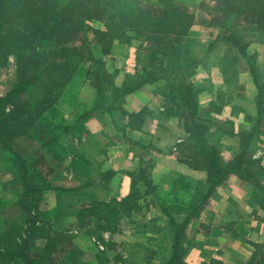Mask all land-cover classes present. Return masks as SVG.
I'll return each mask as SVG.
<instances>
[{"label": "trees", "instance_id": "16d2710c", "mask_svg": "<svg viewBox=\"0 0 264 264\" xmlns=\"http://www.w3.org/2000/svg\"><path fill=\"white\" fill-rule=\"evenodd\" d=\"M217 10L228 21L233 20L229 29L243 24L264 34V0H218ZM78 14H82L85 19H79ZM95 18L104 21V30L94 29L83 23L84 20ZM193 19L188 7L175 0H0V66L13 56L17 78L11 91L0 98V153L7 156L5 161L9 164L8 169L22 187L16 205L25 211L24 219L22 216L13 220L14 222L8 218L3 219L5 225L9 222L12 225L0 230V264H53L49 254L53 251L52 244L56 246L57 243H64L65 247H72L70 237L59 234L55 236L49 229L51 224L42 223L40 219L39 205L43 193L68 192L50 183L48 178L55 172L51 163L48 159L41 160V170L37 163L31 161V156L23 158L13 150L18 136L32 137L35 133L31 132L33 115L28 111V98L21 95L33 90L42 91V99L35 102V107L41 109L52 106L53 101L48 98L59 87L61 91L58 98L62 100L65 97V102H69L67 85L76 69L75 61L81 56L83 47L87 49L92 43L101 46L104 53L109 52L108 45L113 42L129 45L132 41H140L153 48L149 57L153 62H158L161 76L153 77L152 73H148L144 78L138 79V83L132 88L126 87L124 83L122 95L165 80L167 60H176L175 57L180 58L182 53L188 54L181 40L183 30L190 29L194 24ZM209 25L215 26L213 23ZM233 41L243 55L240 41L237 38ZM193 59L188 58V62L192 64V68H196L197 61ZM249 70L257 88L259 120L263 113L261 105L264 88L257 83L253 65H250ZM126 78L133 80L130 76ZM184 88L187 94L180 97V102L176 105L177 110L182 112L178 111L175 115L182 119L190 144L183 146L179 158L194 169L206 170L209 190L204 196L205 201L215 186L231 174L241 175L244 166L250 165V161L246 156L247 146L227 163L221 161L217 149L208 145L205 138L209 127L197 117L193 88L189 85ZM45 102L47 105H44ZM176 102L178 101L173 103ZM182 108L186 109L185 112ZM35 124L39 122L35 121ZM45 172L46 175L43 176L41 173ZM130 176L129 195L120 201H93L86 206V212L81 211L86 213L81 217L97 215L98 222L108 223L105 227L107 230H115L123 219L140 210L137 202L141 195L136 186L138 182H142L149 192L151 184L148 173L142 171L139 181L135 180L134 174ZM87 187L91 188L92 185ZM188 221L189 217L178 225L170 219L171 226L175 228V236L171 247L172 255L166 264H184L180 242L184 238ZM38 239L44 243L42 249H35V241Z\"/></svg>", "mask_w": 264, "mask_h": 264}, {"label": "rangeland", "instance_id": "374dc122", "mask_svg": "<svg viewBox=\"0 0 264 264\" xmlns=\"http://www.w3.org/2000/svg\"><path fill=\"white\" fill-rule=\"evenodd\" d=\"M175 1L182 6L188 7L194 18L192 27L186 31L183 30V38L181 40L188 54L182 53L180 58L175 57L176 60L173 58L167 60L164 73L165 80L160 81L161 86L156 92L166 104L168 113L172 117H175V121L182 127V119L175 115L178 114V111H181L177 110L176 105L179 104L180 97L187 94L184 86L189 85L193 88V92L198 95L196 96L198 99L197 105L201 109L200 117L198 116L199 110H197V117L202 124L209 127L206 133V135H209L205 136L207 142H211L218 147L217 151L223 159L227 157L233 158L234 151L228 148L232 147V144L226 142V135L231 133L230 126L232 125L225 120H220L221 122L225 121L223 124H216L210 121L211 116L208 108H210L209 105L212 103L211 100L213 98L208 93L210 92V88L213 89L211 83H215V80L220 81L216 78V74H211V72L212 70L214 72L213 68L216 67L217 63L218 72L220 74L223 71L226 72L227 63L232 61L231 51L233 50H236L237 58H242L241 63H239V66H236L234 71L242 70L243 60L248 64V68L250 69V65L252 66L253 62H256L254 61V56L256 57L258 46L264 43V34L255 28L243 24L229 29L233 20L228 21L217 10L218 0ZM77 17L79 19L84 18L82 14H78ZM83 23L85 26L104 30V21L97 18L90 21L84 20ZM209 23H213L215 26H211ZM89 37L91 40L93 39L91 33ZM234 38L240 41L244 51L243 55L237 50L233 41ZM115 43L119 46L117 42H113V44ZM113 44L109 43L108 53H104L101 46L97 45V43L90 44L87 49L83 47L81 56L77 62L75 61L76 69L72 77V79L78 78V84L72 85V83H69L67 85V90L72 95L69 94V102H65V97H62V100L58 98L61 91L59 87L48 98L53 101L52 106H44L45 108L41 109L35 107V102L42 99V91L33 90L21 95V97L28 98V111L33 115L30 127L32 129L31 132L35 131V133L32 134V137H26L27 135L18 136L16 138L18 142L17 144H15L16 141L14 142L13 150L23 158L31 156V161L37 163L41 170V160L48 159L47 161L51 163L50 165L55 170L54 174L48 178L50 183L55 187L68 191H47L41 195L39 214L40 219L43 221L42 223H50L51 227L49 229L55 236L58 234L68 236L72 242V247L70 248L65 247L64 243H57L56 246H54L55 244L51 245L53 251L49 254L53 264L129 263L126 259H113L116 256L120 257V253H126V256L133 255L134 259L131 260L133 264H149L151 262L147 260L148 253L144 250L145 242H143L142 247L139 244H137V247L135 244L131 248V241L138 243L136 240H140L141 236H130L136 235L140 231V225L146 219V199L141 197L140 193L141 196L137 203H140L145 208L132 213L129 218L123 219L121 222L123 223L122 229L119 228L120 223L115 230H107L105 227L108 223L98 222V216L95 214L96 217L93 214L89 217H81L83 216L82 214L86 215V206L92 204L93 201H104L106 203L110 199H115L110 195V189L112 188V184L113 186L115 185V181L108 179L109 174L103 173V175H97L94 172H89L91 167L93 169L96 168L95 162L97 161L89 153L91 151L88 150L87 138L89 135L93 136L95 132L87 130L83 125L87 121L86 112L89 111L88 106L91 107L94 101L100 100L104 104L102 109L106 117L112 118L113 121L117 120L122 114V117H125L124 113L118 111L121 109V100L124 97L121 91L123 84L126 83V87L132 88L138 83V79L144 78L148 73H152L153 77H159L162 74L159 72L158 62L156 60L153 62L149 57L153 48H150L147 43L132 41L129 45H121L124 46L123 51L116 50ZM222 47L229 49V52H227L228 58L225 57V54L224 59L222 61L219 59L217 62L216 51H220L221 53ZM125 48H127L128 55L132 56L130 63L116 61L126 60ZM218 55L219 57L221 56V54ZM243 56H245V59ZM188 58H194L197 61L196 68H192V64L188 62ZM127 76L133 77V80H127ZM200 78L206 79H204L205 81H200ZM225 78L227 77H224L223 83H225ZM249 78L252 82V75ZM16 81L15 58L10 56L7 62L3 66H0V98L5 97L11 91ZM121 81L123 83L118 88ZM96 86L100 89L98 90ZM228 90L230 91V89ZM90 91L93 93H90ZM243 92L244 89L236 90L234 92L235 97H241ZM227 96V92H219L215 96L216 102L225 103ZM81 98L86 103L81 101ZM175 101L178 102L175 104L173 103ZM236 101L238 104L239 98H236ZM46 102L44 105H47ZM185 110L183 111L185 112ZM38 115H42V117H38ZM96 120V126H102V133H100L104 140H111L117 143V141H114V137H117L118 133L113 132V130H107L111 126L105 124V117ZM35 121L39 122V124H35ZM237 122L236 120L233 124L239 127V123ZM219 125H221V129L218 128V131H216V127ZM92 128L90 127V129ZM183 129L185 135L181 139L184 140L183 146L185 147V145L187 146L190 143L188 140L189 134L184 126ZM104 132H106V135L103 134ZM182 134L183 132H181ZM220 134H222V138H220ZM121 135L123 137L121 142L119 141L121 146L127 145L131 148L132 143L128 136L125 135V131ZM224 136L225 138H223ZM51 141H54V143L51 144ZM149 153H152V150H149ZM6 158V155L0 153V214H2L0 215V230L10 224V222L6 223L7 225L3 223V219L5 218H8L12 222L16 221L17 218H21V216L22 219L25 218V211L19 209L16 205L22 193V187L9 171V164L5 161ZM99 159L102 158L100 157ZM249 166H251L250 168L253 167V165ZM41 174L45 176L46 172ZM90 184L92 187H87ZM81 211L85 212L81 213ZM95 211L97 210L95 209ZM127 223H139V226L129 227L126 226ZM118 229L122 233L116 234ZM123 239H125V242H122ZM123 243H126L127 250L123 246ZM43 244L39 239L36 240L35 249H42ZM130 248L133 249V252H129L128 249ZM138 257H144L145 259L138 260ZM68 259H71L70 263Z\"/></svg>", "mask_w": 264, "mask_h": 264}, {"label": "crops", "instance_id": "0c3cea01", "mask_svg": "<svg viewBox=\"0 0 264 264\" xmlns=\"http://www.w3.org/2000/svg\"><path fill=\"white\" fill-rule=\"evenodd\" d=\"M113 47L118 51H123L124 48L116 43ZM258 47L253 67L257 83L264 88V43ZM126 50L127 48L126 60L116 61L130 63L132 56L128 55ZM227 52L229 49L223 47L221 53L216 51L217 62L219 59L222 61L225 54L228 58ZM231 52L232 61L227 63L226 72H218V63L213 68L214 72H211L216 74L220 81L211 83L213 89L210 88L208 95L212 96L213 100L208 111L211 122L223 124L227 121L232 125L231 133L226 135V142L232 144V147L228 148L234 151V157L247 146V160L253 167L245 165L241 175L231 174L226 177L221 184L214 187L205 201L204 196L209 190L208 174L204 169L190 167L179 158L184 144L181 139L185 135L184 129L175 121L176 118L168 113L166 104L156 92L161 86V80L124 96L118 111L124 113L125 117H122V114L115 121L103 114L104 104L100 100L94 101L91 107L87 105L89 111L86 112L87 121L83 125L87 130L95 132L87 138L88 150L91 151L89 153L97 161L96 168L91 167L89 172L97 175L109 174L108 179L115 181V185L112 184L110 189L112 198L120 201L129 195L130 175L134 174L135 180L139 181L142 171L148 173L151 184L149 192L142 182H138L136 186L141 197L146 199V219L141 223L140 231L130 237L141 236L140 240H136L138 243L131 241V248L135 244L142 247L145 242L147 260L151 261L149 264L168 262L175 236V228L171 226L170 219L180 225L188 217L184 238L180 242L184 264H264V99L261 105L262 117L258 120L257 88L249 78L251 75L248 64L243 60L242 70L237 71L238 73L234 71L242 58L236 57V50ZM224 77H227L225 83ZM200 79L205 81L206 78ZM77 80L75 77L70 83L76 85ZM122 83L123 81L118 88ZM238 89H244L241 97H235L234 92ZM219 92H227L225 103L216 102L215 96ZM236 98H239L238 104ZM80 100L84 101L83 98ZM196 101L198 103L197 97ZM197 110L200 117L201 109L198 105ZM101 117H105V124L111 126L107 130L118 133H115L117 137H114L117 143L102 137V126L97 127L95 124L96 119ZM236 120L239 127L233 124ZM220 126L216 127V131L221 129ZM124 131L132 143L131 148L119 143ZM103 134L106 135V132ZM207 143L218 150L213 143ZM149 150H152V153H149ZM100 157L102 159H99ZM220 159L227 163L232 158ZM138 204L140 209L145 208ZM138 224L127 223L126 226H139ZM119 228H123V223ZM118 233H122L121 230L118 229L116 234ZM122 242H125V239ZM123 246L127 250L126 243H123ZM131 248L128 249L129 252H133ZM133 257L131 254L126 256V253H120V257L113 259L122 258L129 261L126 264H133ZM143 258L138 257V260Z\"/></svg>", "mask_w": 264, "mask_h": 264}]
</instances>
